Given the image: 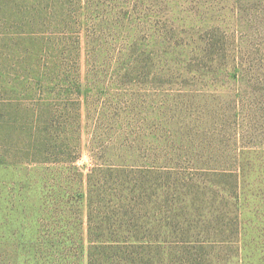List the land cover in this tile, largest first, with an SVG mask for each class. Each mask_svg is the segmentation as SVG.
Wrapping results in <instances>:
<instances>
[{
	"label": "rangeland",
	"instance_id": "374dc122",
	"mask_svg": "<svg viewBox=\"0 0 264 264\" xmlns=\"http://www.w3.org/2000/svg\"><path fill=\"white\" fill-rule=\"evenodd\" d=\"M94 167L145 171V264L199 261L178 240L226 208L195 182L242 179L240 264H264V0H0V264H87Z\"/></svg>",
	"mask_w": 264,
	"mask_h": 264
},
{
	"label": "trees",
	"instance_id": "16d2710c",
	"mask_svg": "<svg viewBox=\"0 0 264 264\" xmlns=\"http://www.w3.org/2000/svg\"><path fill=\"white\" fill-rule=\"evenodd\" d=\"M124 173L125 171L123 169H116L114 167H94L89 174L87 194V264H145V244L147 245L146 248L161 244L160 239H158V241H151L148 239L147 236L154 233H148V230L147 233H145V213L139 214L137 209L138 203H141L145 209V182H140V180H138L140 179L138 174L144 175L145 171L131 172L129 175L122 178V174ZM99 176L103 178L102 180L111 182V188H103V190L101 189V193L95 188L97 185L95 183L96 178ZM216 178L219 180L218 176ZM195 183H197V185L199 184L197 189L198 193H212L217 197L214 198L215 200L218 199L222 205H225V216L220 215L216 217L217 221H219L221 217H224V225L222 226L223 231L219 232L217 235L218 237L200 241L201 243H199V241H186L184 243V234L178 240L182 242L179 247L184 246L185 250L191 251L193 246H199L194 249L195 252L199 253V261L201 262L196 259L195 262L191 261L189 264H201L205 260L206 255L203 254V252L207 251L205 249L210 248L225 251L227 259H229L226 260L227 264H240L241 237L238 235L240 234V230H238L240 225L238 212L240 209V191L242 186L244 187V182L242 183V179H234L228 184H220V180H215L213 181L214 184L208 183L210 187L207 186V183H199L198 181ZM212 186L215 187V191L208 190L211 189ZM227 186V191L224 192L222 188ZM219 189L223 192L222 195ZM95 193L98 194L99 197L103 196V199L104 197L109 199V201L103 200L102 208L113 209L114 211L113 214L107 211L105 215L107 222L94 223V218L91 213V202ZM75 197L81 198L82 194L78 193ZM138 198L143 200L137 201ZM160 203H162V201ZM180 215H182V213ZM54 219L56 220V217ZM179 220L184 219L180 217ZM98 227L101 229L97 230L96 228ZM235 233H237L236 236ZM77 236L78 235L67 234L62 237L63 239L61 241H57L56 246L58 248L62 246L61 249H63L64 246H72L77 241ZM33 241L34 240H21L20 242L22 246L24 244L23 248H27L25 245H30ZM189 245L192 247L188 248L187 246ZM204 246H206L205 249L203 248ZM234 251H236V254L232 255L231 253ZM61 260L66 264H72L67 261V256H61ZM23 262L26 263L25 261Z\"/></svg>",
	"mask_w": 264,
	"mask_h": 264
}]
</instances>
